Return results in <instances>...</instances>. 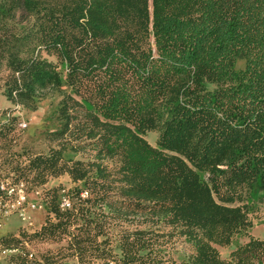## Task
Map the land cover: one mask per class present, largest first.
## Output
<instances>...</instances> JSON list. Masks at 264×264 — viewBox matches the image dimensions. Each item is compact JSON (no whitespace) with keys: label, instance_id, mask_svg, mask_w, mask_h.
<instances>
[{"label":"trees","instance_id":"obj_1","mask_svg":"<svg viewBox=\"0 0 264 264\" xmlns=\"http://www.w3.org/2000/svg\"><path fill=\"white\" fill-rule=\"evenodd\" d=\"M1 72L3 112L65 90L50 135L71 144L9 155L15 179L67 174L77 196L68 210L53 196L34 238L68 235L81 264H264L253 236L219 252L264 202V0H0ZM102 206L163 228L124 230L113 255L97 240ZM174 235L194 245L179 263L159 255Z\"/></svg>","mask_w":264,"mask_h":264},{"label":"rangeland","instance_id":"obj_2","mask_svg":"<svg viewBox=\"0 0 264 264\" xmlns=\"http://www.w3.org/2000/svg\"><path fill=\"white\" fill-rule=\"evenodd\" d=\"M2 74V72L0 73ZM3 78L0 76V88L2 87ZM62 91H51L46 93L40 100L36 101L35 109L27 108L19 105L17 109H14L17 105L11 109L16 116L14 122V130L9 134L12 138L10 141L2 143L0 140V177H9L15 179L11 172V165H15V162H10L9 155L14 151L27 150L30 152H46L50 146L56 144L65 143L63 140L69 137L53 138L50 132H54L61 124L62 118L57 117V108L59 107L62 97ZM6 99L1 94L0 89V110L5 108H11ZM23 120L26 122V127L20 129L18 127V121ZM145 138L155 146V133L149 132ZM71 143H65L69 145ZM93 153L87 150H80L77 153L78 157L91 156ZM15 160V159H14ZM19 161V160H18ZM22 162V159L19 161ZM10 163V164H9ZM112 163V161L110 162ZM32 174L23 176L21 179L26 180L31 186L38 189L39 194L36 195V200L40 203V206L33 210H28V214L31 217L32 225L27 226L25 222L13 214L6 218L0 226V243L6 247H17L18 251L12 253L6 257V261L13 264H24L23 259L27 261L24 254L27 252H33L36 258L41 259L46 264H75L77 261L76 255H71L67 250H62V246L67 244L69 239L68 235L62 237L61 240L50 239H38L34 238L31 234L38 231L48 214V205L53 196L59 197L60 190L65 189L71 199L76 202L77 196L73 192L72 182L67 174L60 175L58 177H49L45 183L41 185H35L31 182ZM18 179V178H17ZM89 192V189H87ZM113 198L118 196L117 193H111ZM89 196V195H88ZM29 197L33 199L34 194H29ZM114 211L102 206L95 210L93 217H96L95 221L102 223V233L97 237L98 242L106 241L104 247L111 250V254H115L117 239L121 233L126 229L138 228H153L160 229L162 223L154 224L147 221V217L141 213L129 214L126 217H118L114 215ZM249 218L252 221V227L248 229L246 233H239L234 235L231 243L226 247H220L219 252L222 257H228L229 252L235 249L238 245L243 244L249 239V236L255 238L264 239V202L258 203L255 210L249 213ZM71 227L70 231H74ZM163 229L158 232H167ZM248 234V235H247ZM13 239H16L17 242ZM160 238L159 241L166 240ZM7 240V242H5ZM158 246V245H157ZM162 252L159 253L161 257L166 260L179 263L183 259L194 252V245L187 239L181 236L174 235L172 238L159 247ZM82 264H117L113 261L112 257L109 259H93L90 261H83Z\"/></svg>","mask_w":264,"mask_h":264},{"label":"built area","instance_id":"obj_3","mask_svg":"<svg viewBox=\"0 0 264 264\" xmlns=\"http://www.w3.org/2000/svg\"><path fill=\"white\" fill-rule=\"evenodd\" d=\"M18 107L19 105H17L14 109H17ZM12 115H14L12 110H8L6 112L0 110V133L3 129L2 122H7ZM18 127L20 129L25 128L26 122L19 120ZM31 193L34 194L33 199L29 197V194ZM38 194V189L31 186L24 179L0 177V226L6 218L13 214H16L21 221L25 222L27 226L32 225L28 210H33L40 206L38 199L36 200V195ZM79 196L80 198H86L88 196V190H82L79 193ZM58 205L61 210H68L73 207V200L65 189L60 190ZM16 251H18L17 247H6L0 243V264H13L6 261V257ZM24 255L27 259V264H46L41 259L36 258L33 252H27ZM75 264L81 263L75 262Z\"/></svg>","mask_w":264,"mask_h":264}]
</instances>
